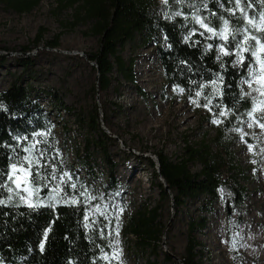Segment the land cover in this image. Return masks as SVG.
<instances>
[{
    "label": "trees",
    "instance_id": "trees-1",
    "mask_svg": "<svg viewBox=\"0 0 264 264\" xmlns=\"http://www.w3.org/2000/svg\"><path fill=\"white\" fill-rule=\"evenodd\" d=\"M37 3L36 0H0L1 7L19 15L29 13ZM58 3L59 8L77 11L78 19L89 23L91 33L98 38V50L88 60L95 67L101 91L109 88L114 75L124 84H133L134 61L132 58L126 61L122 53L127 46L150 45L166 84L186 100L196 101L200 106L193 104L203 111V120L213 129L214 136L209 142L203 139L198 145L187 146L184 155L175 162L161 153L155 155L156 162L145 158L160 201L170 200L173 208L178 209L202 198L206 206L202 210L208 214L222 196L234 209L243 211L247 191L240 183L242 170L233 163L232 146L239 137L248 139L243 129L251 120L247 113L253 101L245 95L251 91L245 80L250 78L255 58L243 52V62L237 63L236 42L243 39L247 28L248 34L264 43V31L258 32L248 25L239 11L233 14L235 0H163L161 3L158 0H59ZM241 4L247 18L260 23L264 0H241ZM225 21L230 33L227 41L214 35L223 30ZM40 40L38 37L35 43ZM248 43L252 45L255 41ZM222 45L229 54L220 51ZM56 47V44L52 46ZM261 57L264 58V53ZM0 62H4L3 56ZM18 63L23 70L31 65L28 58ZM205 104L208 106L204 107ZM221 111L227 115L219 116ZM61 113L86 129L82 150L72 158L66 139L60 140L56 131L59 127L56 118ZM98 118V113H94L85 119L57 91L21 83L20 78L0 91V201H4L0 203V264H121L115 258L117 228L134 253L155 257L160 251L164 227L158 221V207L136 211L118 223L116 211L123 199L115 176L117 165L107 149L112 139ZM215 119L222 122L213 123ZM60 128L67 135L66 124ZM41 152L44 165L40 169L41 177L47 179L34 178L33 185L41 195L59 185L60 194L75 201L72 204L27 207L7 201L12 194L8 191L12 184L7 179L10 167L28 154L35 159ZM98 161L105 173L97 170ZM193 163L199 164V172L190 171L189 164ZM64 172L71 175V180L61 184L59 177ZM71 184L76 187L72 188ZM205 227L206 217L191 221L185 256L177 261L172 255L162 253L163 262L201 264L197 251L200 245L194 234Z\"/></svg>",
    "mask_w": 264,
    "mask_h": 264
},
{
    "label": "rangeland",
    "instance_id": "rangeland-1",
    "mask_svg": "<svg viewBox=\"0 0 264 264\" xmlns=\"http://www.w3.org/2000/svg\"><path fill=\"white\" fill-rule=\"evenodd\" d=\"M36 1V7L22 15L0 6V56L4 57V62H0V91L20 78L21 83L57 91L85 119L98 113L101 127L112 139L107 149L117 165L115 176L123 199L116 211L118 223L136 211L158 207V221L164 227L160 251L155 257L134 253L131 244L118 231L115 248L120 263L165 264L162 253L177 259L184 257L189 223L206 217V227L194 234L200 245L197 251L201 264H264V130L256 125L248 127L250 120L243 129L248 139L239 137L232 146L233 163L242 170L240 183L247 191L243 211L234 209L222 196L208 214L202 210L206 207L202 198L174 209L170 200L160 201L145 158L156 162L155 155L161 153L175 162L184 155L187 146L198 145L203 139L209 142L214 131L203 120V111H198L192 102L166 84L150 45L127 46L122 53L126 61L129 58L134 61L133 84H124L114 75L109 88L101 91L95 67L88 60L99 47L90 24L78 19L74 9L59 8V0ZM38 37L41 40L36 44ZM55 44L57 47L52 48ZM25 58L31 65L23 70L18 61ZM56 119L57 134L60 140L66 139L72 158L82 150L86 129L64 113ZM62 124L68 129L65 136L60 128ZM248 145L253 146L252 150ZM97 163V170L105 173ZM257 164L260 165L255 171ZM189 169L197 173L200 166L189 164ZM11 170L12 167L9 173ZM81 175L84 174L81 172ZM32 187L37 188L33 183L29 185ZM37 189L34 193H22L24 200L12 192L7 201L27 207L73 203L60 191L49 189L46 195H41Z\"/></svg>",
    "mask_w": 264,
    "mask_h": 264
},
{
    "label": "snow or ice",
    "instance_id": "snow-or-ice-1",
    "mask_svg": "<svg viewBox=\"0 0 264 264\" xmlns=\"http://www.w3.org/2000/svg\"><path fill=\"white\" fill-rule=\"evenodd\" d=\"M248 7H251V4H248ZM233 14H235V11H239L242 16H244L247 19V24L250 25L252 28H254L256 31H264V13L261 14L260 17V23H256L254 19H248L247 18V12L244 7H242L241 0H235V9L232 10ZM202 23V22H201ZM207 27L206 25H202ZM209 32H212L213 29L207 28ZM229 29H228V22H224V28L219 33H214V35H219L223 40L227 41L229 37ZM233 39H235V36H232ZM255 41L254 44L249 45V41ZM236 48L237 51L235 55L237 56V63H242L244 60V56L242 55L243 52H249L251 57L255 58V65L250 70V78L245 80V83L248 85V87L251 89L250 92L245 93V95L252 98L253 101V107L251 111L247 113V115L251 118V123L248 124V127H253L254 125L259 126L262 130H264V58L261 57V53H264V43L261 42V39L258 38L255 35L248 34V29H244L243 39L241 41L236 42ZM220 51L227 55L225 51L224 46L222 45L220 48ZM252 63V61H250ZM255 93V95H253ZM197 96L200 95L199 92L196 93ZM193 103H197L196 101H193ZM197 106H200L197 103ZM208 105L205 104L204 107H207ZM259 112L260 115L257 116L256 113ZM226 111H221L219 113V116L223 117L226 116ZM213 123H221L222 121L219 119H215L212 121ZM243 138V136H242ZM34 147V146H33ZM249 150H252L253 146L248 145ZM26 151L31 152L32 149H26ZM264 151V150H262ZM43 158V153L41 152L35 159L25 157L23 161H21L19 164H13L11 173L8 174L7 179L10 184L14 185L15 187H8V191L10 193L15 192L16 195L20 197L21 200L26 199L22 193H34L38 191L37 188L32 187L29 188V185L32 184L34 178H43L47 179V177H41L40 169L44 167V165L41 164V160ZM21 174H23V179H21ZM57 177L55 175V170H53L52 173V179L55 180ZM67 178V180L65 179ZM60 183H66L68 180H71V175L68 172H64L59 177ZM72 188H75V184L70 185ZM53 192L60 191L59 185L52 189ZM11 199V196L9 197ZM75 202V201H73ZM0 203H4V201H0ZM30 207L32 205H29ZM123 211V209H121ZM117 235L118 228H117ZM47 238V233H45V239ZM235 246V245H233ZM41 250L44 248V244L41 243L40 245ZM115 258H119V254L116 255Z\"/></svg>",
    "mask_w": 264,
    "mask_h": 264
},
{
    "label": "water",
    "instance_id": "water-1",
    "mask_svg": "<svg viewBox=\"0 0 264 264\" xmlns=\"http://www.w3.org/2000/svg\"><path fill=\"white\" fill-rule=\"evenodd\" d=\"M174 259H176L177 261H179V259H177V258H175V257H174Z\"/></svg>",
    "mask_w": 264,
    "mask_h": 264
}]
</instances>
